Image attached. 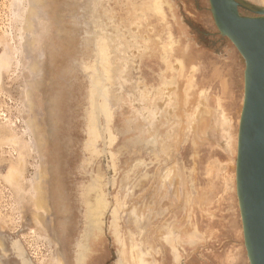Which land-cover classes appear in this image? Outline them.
<instances>
[{"label":"rangeland","instance_id":"1","mask_svg":"<svg viewBox=\"0 0 264 264\" xmlns=\"http://www.w3.org/2000/svg\"><path fill=\"white\" fill-rule=\"evenodd\" d=\"M245 67L209 0H0V264H250Z\"/></svg>","mask_w":264,"mask_h":264},{"label":"water","instance_id":"2","mask_svg":"<svg viewBox=\"0 0 264 264\" xmlns=\"http://www.w3.org/2000/svg\"><path fill=\"white\" fill-rule=\"evenodd\" d=\"M209 2L218 30L246 64L236 186L250 264H264V10L245 16L237 0Z\"/></svg>","mask_w":264,"mask_h":264},{"label":"bare ground","instance_id":"3","mask_svg":"<svg viewBox=\"0 0 264 264\" xmlns=\"http://www.w3.org/2000/svg\"><path fill=\"white\" fill-rule=\"evenodd\" d=\"M260 10H264V7L260 8ZM236 177H237V170H236ZM237 194H238V191H237ZM238 199H239V195H238ZM239 205H240V202H239ZM240 210H241V208H240ZM241 216H242V215H241ZM90 219H91V218H90ZM92 219H93V218H92ZM242 222H243V220H242ZM0 244H1V243H0ZM18 244H19V243H18ZM18 244H17V243L14 244L15 249L20 251V254H21L20 257H22V259H24V257H23V253H22V249H21V247H20ZM22 262H23V261H22Z\"/></svg>","mask_w":264,"mask_h":264}]
</instances>
